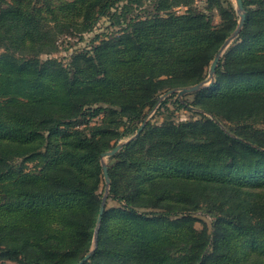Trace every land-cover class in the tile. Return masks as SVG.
Segmentation results:
<instances>
[{"label":"trees","instance_id":"obj_1","mask_svg":"<svg viewBox=\"0 0 264 264\" xmlns=\"http://www.w3.org/2000/svg\"><path fill=\"white\" fill-rule=\"evenodd\" d=\"M196 2L0 0V264H264V0H243L212 87L161 101L237 29L231 0ZM102 19L118 31L52 57ZM170 104L201 118L146 123ZM144 124L108 160L96 231L102 154Z\"/></svg>","mask_w":264,"mask_h":264},{"label":"rangeland","instance_id":"obj_2","mask_svg":"<svg viewBox=\"0 0 264 264\" xmlns=\"http://www.w3.org/2000/svg\"><path fill=\"white\" fill-rule=\"evenodd\" d=\"M197 5L200 9H203L205 4H204V0H196ZM231 2L233 3L235 10H236V0H231ZM179 11V13H182L185 11L184 8H180L177 9ZM238 16V15H237ZM239 17V16H238ZM220 17L218 15L215 16L214 18V23L215 24H219L220 23ZM110 21L108 19H102L99 24L96 26V28L94 29L93 32L90 33H86L85 35L82 36V38L80 37H61V39L59 40L58 44H59V52L56 54H53L52 57L58 58L60 60H63L65 62L68 61L69 57L78 51L84 50V49H90L93 45V40L97 35H104L106 33H111L112 31H118L117 28L114 27H110ZM208 82V80L206 81ZM165 95L161 96V101L165 100L166 98H164ZM189 101H193L192 96L190 95L189 97H187ZM160 107H156L154 110L149 112V115L146 118V123L148 121H151L157 125H161L164 120L172 115V118L175 121H186V120H193V119H200L201 116L196 114L194 111H187V110H180L177 111L176 108L173 106V104L169 105V111L163 109L161 111ZM159 110V111H158ZM145 127V126H144ZM137 134V133H136ZM136 136V135H135ZM133 136V137H135ZM133 137L131 138H126L120 141V143H126L127 141L131 140ZM107 159V163H108ZM111 188V186H110ZM110 193V191H109ZM105 195V193H104ZM109 197V195H108ZM106 206H108V208L113 207V206H117L116 202L112 201L111 199L107 198V202H106ZM200 219H202V221H204L206 224L209 225L210 220L206 217H201L198 216ZM202 223H197L196 224V228L198 230L202 229Z\"/></svg>","mask_w":264,"mask_h":264},{"label":"water","instance_id":"obj_3","mask_svg":"<svg viewBox=\"0 0 264 264\" xmlns=\"http://www.w3.org/2000/svg\"><path fill=\"white\" fill-rule=\"evenodd\" d=\"M236 12L237 15L239 16V23L237 26V29L234 31V33L232 34V36L225 42V44L223 45V47L220 49V51L218 52V54L216 55V57L214 58L213 62L211 63V66L209 68V77H208V82H203L194 86H190V87H186L180 90H172L170 92H168L164 98L173 95V94H177L178 98L183 100L184 97H186L187 95H192L195 93H198L206 88L212 87L216 81V71L218 68V64L222 58V56L224 55V53L226 52V50L229 48V46L233 43V41L235 39H237V37L239 36V34L241 33L245 21H246V14H245V7H244V3L243 0H236ZM219 124V122H217ZM145 124L139 129V131L137 132L136 136L133 137L132 139H135L137 136H139L142 132V130L144 129ZM131 139V140H132ZM131 140L127 141L126 143H119L113 150L103 153L102 154V169H103V174H104V181H105V195L103 197V201L100 207V212H99V217H98V221H97V227H96V231L99 230L101 222H102V217L106 208V202H107V198L109 195V191H110V186H111V180L109 177V169H108V163H107V159L117 155L122 148L124 147L125 144H127L128 142H130ZM97 240V238H95V241ZM94 254V250H91L85 257L83 260H81L78 264H84L86 262H88L91 257Z\"/></svg>","mask_w":264,"mask_h":264}]
</instances>
